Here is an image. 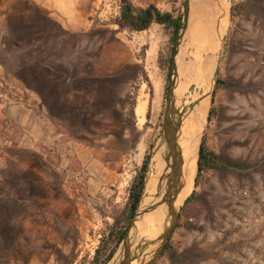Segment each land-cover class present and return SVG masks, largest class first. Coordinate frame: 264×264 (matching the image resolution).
<instances>
[{"label": "rangeland", "instance_id": "374dc122", "mask_svg": "<svg viewBox=\"0 0 264 264\" xmlns=\"http://www.w3.org/2000/svg\"><path fill=\"white\" fill-rule=\"evenodd\" d=\"M130 1L142 8L154 5L163 13L181 18L185 0ZM14 3L15 0H0V157L14 151L24 133L10 118L12 109L39 108L38 104H42V96L47 92L43 84L48 83L49 76L57 77V89L65 104L74 105L73 108L57 105L54 113L66 120L75 119V122L80 117V126L61 127L60 130L66 136H73L74 143L81 145L84 161L89 160V155L83 141L106 143L108 140L96 138L95 134L112 132L110 139L116 150L117 170L123 174L121 181L125 184L116 194H112L115 188L109 186L107 196L96 195L95 198L102 200L87 208L88 212L74 229L67 231L65 227V231L57 236L50 233L47 240L32 238L27 251L32 255L27 256L24 264H98L95 256L100 247V263L110 251L118 249L116 240L109 235L110 227L114 218L120 217L127 207L131 186L143 163L146 160L148 163L162 133L175 42L173 30L157 24L144 32L123 30L116 22L121 0H79V25L76 16L75 24L73 17H64L66 29L49 24L55 34V40L52 37L49 46L46 30L33 32L31 26L10 22L15 17L11 18L7 7ZM261 10L264 12V0H228L226 37L217 81H229L233 87H216L209 109L213 115L207 122L204 118L199 141V145L205 143L209 152L249 168L207 169L199 177L197 187L196 172L190 196L193 192L196 194L188 204L184 203L174 230L176 238L172 239L173 233L169 242L175 251L185 256L182 264H207L215 251L212 234L216 229L237 216H249L250 196L256 201L264 199V67L251 61L254 55L264 57V26L262 21L258 27L256 25L257 12L260 14ZM73 27H79V31L68 30ZM198 27L192 24L194 35L198 34ZM255 38L258 39L252 41ZM33 39L38 43L36 48L30 46ZM188 39L184 42V64L189 63L192 55L199 56L198 52L205 49H195L194 41L189 52ZM213 40L216 41L215 37ZM41 41H45L44 46ZM251 43L256 44L259 52L250 51ZM214 45L216 49L217 41ZM215 49H210L209 55H200L207 58L216 53ZM50 56H57L58 62L48 63ZM32 59L39 62L32 63ZM212 59H204L206 68ZM183 63L180 66V89L184 86L181 106L193 118L195 108L192 105L201 99L206 89L197 77L186 82ZM72 76L75 87L81 90L78 96L68 93L64 85ZM98 118L106 121L102 130L97 127ZM66 140L55 155L61 187L74 190L72 185L80 186L81 196L91 198L86 192L88 178L83 176L88 172V165L83 161L77 171L73 169V145H67ZM78 175L86 179L83 184L78 183ZM129 225L124 220L119 227L125 229ZM154 250L155 247L145 248L136 262L148 261ZM155 264L171 263L166 255Z\"/></svg>", "mask_w": 264, "mask_h": 264}, {"label": "crops", "instance_id": "0c3cea01", "mask_svg": "<svg viewBox=\"0 0 264 264\" xmlns=\"http://www.w3.org/2000/svg\"><path fill=\"white\" fill-rule=\"evenodd\" d=\"M77 1L15 0L14 5H8L7 8L11 18L15 17L10 20L12 24L31 26L33 32L46 30L48 45L51 46L55 40L53 37L55 34L49 24L66 29L64 17H73L72 22L75 24L73 20L76 16V22L79 25L81 10L79 0ZM257 13V27L260 21L264 26V12L261 10L260 14ZM68 30L79 31V27ZM42 43L44 46L45 41H41ZM251 44L250 51L259 52L256 44ZM30 46L36 48L38 43L33 39ZM47 61L57 63L58 57H47ZM36 62L39 61L32 59V63ZM40 62L43 63L44 60ZM55 78L57 77L49 76L48 83L43 84V89L46 87L47 92L44 93L46 96L41 95L43 101L41 105L38 104L39 108L14 107L10 112V118L24 133L14 151L5 152V156L0 157V264H24L27 256L32 255L31 252H27L32 238L39 237L41 241L44 238L47 240L50 233L57 236L62 230L65 231V227L67 231L69 228L74 229V225L78 224L83 215L88 212L87 208L96 201L102 200L95 198L96 195L107 196L110 192L109 186L115 188L112 194H116L117 190L120 191L125 187L121 181L123 174L117 170L119 165L116 161V150L111 145L112 132L104 131V135L95 134L96 138L104 137L108 140L106 143L83 141L89 155V160L84 161L81 159V145L74 143L73 136H66L60 130L61 127L80 126V117L76 119V123L75 119L66 120L54 113L56 107L61 104L72 106V108L74 105L65 104L62 93H59L57 89ZM64 85L67 86L68 93L72 92V96L80 95L81 90L78 86L75 87L74 76L68 78ZM97 122V127L102 130L106 121L98 118ZM66 138L67 145H73V169L77 171L83 161L88 165V172L83 173V176L88 178L86 192L92 196L91 198L81 196L80 186L72 185V188L75 187L74 190L61 187L55 155L57 150L65 145ZM83 156L86 157V154ZM83 180L86 179L80 177L78 183L83 184ZM94 189L95 193L92 192ZM176 235L175 232L173 240Z\"/></svg>", "mask_w": 264, "mask_h": 264}, {"label": "water", "instance_id": "95a60500", "mask_svg": "<svg viewBox=\"0 0 264 264\" xmlns=\"http://www.w3.org/2000/svg\"><path fill=\"white\" fill-rule=\"evenodd\" d=\"M195 1L196 0H185L183 3L182 15L175 37L170 65L167 102L162 125V133L157 145L153 148L152 154L147 163V171L144 175V184L139 203L133 212L130 225L126 230L122 241L118 245L117 251L107 264H133L141 258L144 249L147 247H155V250L150 259L148 261H143L142 264H155L156 261L162 257L166 246L169 244L171 236L173 235L180 219L182 207L187 200L186 199L181 205H176L179 194L185 186L182 179L183 160L178 143V133L184 119H187L190 116V112H186L181 106L183 96L180 92V66L183 58L186 56L184 51V42L188 37L191 15ZM210 1L213 2V8L219 11L216 15H214L216 23L215 39L217 41V47L215 49L216 53L209 56L213 57L212 63L208 68L205 67L204 74L200 76L201 79L205 77L207 78V83L203 84L206 92L201 97L199 103L192 105V107L196 109L201 102H205L207 104V108L205 110V117L207 118L206 122L210 116L209 109L217 87L218 71L225 44L226 20L228 16L227 11L224 10L219 0ZM203 128L204 125H202V131ZM201 143L202 142H200L199 145V151ZM157 153L160 154L165 165L160 186L163 191L160 192V200L157 204H155V206L145 205L146 199L149 198L146 190L152 168V159ZM162 189H160V191ZM158 206H164L167 209L159 234L154 238L141 237V231L139 229L140 223L148 212L155 210Z\"/></svg>", "mask_w": 264, "mask_h": 264}, {"label": "bare ground", "instance_id": "6f19581e", "mask_svg": "<svg viewBox=\"0 0 264 264\" xmlns=\"http://www.w3.org/2000/svg\"><path fill=\"white\" fill-rule=\"evenodd\" d=\"M219 1L221 2L224 10L226 11L228 6V0H219ZM218 12L219 11L217 9L213 8V2L210 0L195 1L191 15L189 32H188L189 52L190 49L194 47V41H195V49H202L205 47V49L202 52L200 51L198 52L199 56H201L200 53L209 55L211 53L210 49H212V51L215 49L214 42L216 41L213 40L215 37V29H216L214 15H216V13ZM192 24L199 25L198 29L200 30L197 35L196 33L194 35V29L192 28ZM196 37L197 39L195 40ZM199 56L192 55L191 58L189 59V63L187 64H184L182 60L183 63L182 72H184L183 75L186 78V82H190L191 80L194 79L193 77H197L201 82H203V84L207 83V78L205 77L201 79L200 76L204 74V69H205L204 59L206 60L207 58H209V56L207 58L201 56L202 62ZM181 88L183 89L184 86H182ZM180 92L182 93V91ZM199 101L197 103H199ZM206 108H207V104L205 102L199 104L195 109V114L193 118L188 117L187 119H184L181 129L178 133V143L181 149L182 160H183L182 179L185 186L182 189L181 193L179 194V197L176 201V205H181L182 203H184V201L190 196L191 185L194 184L193 180L198 170L197 164H198L199 141L202 131V125H203L202 123L206 115L205 112ZM164 169H165V165L161 159L160 154L159 153L155 154L152 159V168L146 190V193L147 195H149V198L146 199L145 205L155 206V204H157L158 201L160 200L161 197L160 192L163 191L162 187H160L161 177L163 175ZM160 189L162 190L160 191ZM166 213H167V209L164 206H158L155 210L148 212L139 226L140 227L139 229L141 231V237H146V238L156 237L161 230ZM133 264H138V263L134 262Z\"/></svg>", "mask_w": 264, "mask_h": 264}, {"label": "trees", "instance_id": "16d2710c", "mask_svg": "<svg viewBox=\"0 0 264 264\" xmlns=\"http://www.w3.org/2000/svg\"><path fill=\"white\" fill-rule=\"evenodd\" d=\"M118 26L123 30H128L131 32H144L150 29L153 24H157L159 26H163L166 29L173 30V41L174 37H176L177 30L180 23V18H175L171 13H163L156 6L150 5L146 8L135 6L130 0H121V9L120 16L117 19ZM171 62V60H170ZM220 86H224L226 88H232L233 84L229 81H221L218 80L217 88ZM213 112H210V116L212 117ZM210 117V120H211ZM148 159V158H147ZM236 169V170H245L249 167L242 163L232 161L230 159L224 158L222 156L217 155L216 153L209 152L206 149L205 143L202 142L199 151L198 158V170L197 177L195 179V186H198L199 177L201 174L207 169L211 170H226V169ZM147 171V160L143 163L141 172L135 178L129 193V199L127 207L121 212L120 217L114 218V223L110 227V237L115 239V245L118 246L122 241L128 226L125 229L120 228V224L122 221H126L127 225H129L131 218L133 216V212L136 209V206L139 203L140 195L142 193L143 184H144V175ZM195 192L191 194L189 198L186 200V204H188L192 198L195 196ZM100 250H97L95 256V263L98 264H107L112 257L114 256V250L110 251L106 256L103 262H99ZM168 256V259L171 264H182L185 256L175 251L170 243L166 246L165 251L162 256Z\"/></svg>", "mask_w": 264, "mask_h": 264}, {"label": "built area", "instance_id": "2783aa9c", "mask_svg": "<svg viewBox=\"0 0 264 264\" xmlns=\"http://www.w3.org/2000/svg\"><path fill=\"white\" fill-rule=\"evenodd\" d=\"M251 61L264 67V57L254 55ZM249 203V216L232 218L212 234L215 251L207 264H264V199L250 196Z\"/></svg>", "mask_w": 264, "mask_h": 264}]
</instances>
